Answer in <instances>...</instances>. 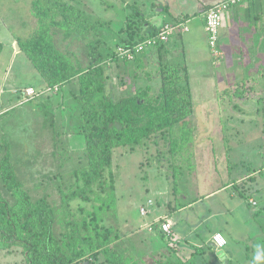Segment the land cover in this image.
<instances>
[{
  "label": "rangeland",
  "instance_id": "obj_1",
  "mask_svg": "<svg viewBox=\"0 0 264 264\" xmlns=\"http://www.w3.org/2000/svg\"><path fill=\"white\" fill-rule=\"evenodd\" d=\"M79 4L82 9L92 15L93 20H99L100 24L93 31L87 33L85 38L76 35L72 39L63 40L62 31L54 36L56 44L61 48H69L74 52V61L77 58L88 66L94 56L101 58L105 63L107 74V91L114 98L118 99L124 92L130 91V82L124 66L112 60V55L116 50L118 42L123 38L122 27L128 12L127 5L133 0H69ZM154 0H149L152 2ZM157 7L170 9L165 13L166 19L170 22L175 17L185 13L190 15L192 22L202 24L201 11L206 4L212 0H156ZM145 8L148 7V0H140ZM130 11V10H129ZM257 11H253L252 17L257 20ZM188 25L190 23L186 22ZM39 27V21L32 11V0H0V113L10 110L8 113L0 114V137L7 136L12 145V155L14 165L18 171V177L25 186L33 189L36 184L38 195L44 192H51L55 199L59 198V190L56 185L49 186L48 178L65 176L69 179L70 173L77 163L76 158L67 161L63 166L52 154L54 142L52 139L53 130L57 128V123L63 125V129L68 136L72 147H77V139L72 133L75 127L72 123V111L67 108V113L60 108L50 110L44 103L60 104V95L56 96L49 89L43 76L30 61L27 53L18 48V37L26 38ZM197 38L190 49V77L193 86L194 96L198 107L203 110L196 111L192 115L195 126V162L194 168H189L187 153L175 156L171 151L169 138L149 139L146 143L136 146L135 151L126 152L125 147H118L113 158V171L116 177V206L114 212L108 213L106 224L112 225L120 234L123 242V249L138 258L141 264H157V260L167 261L179 259L187 264H221L220 257H217L218 248L209 246L207 251H199L198 246L193 245L199 241H191V230H198L202 239H208L216 230L222 232L228 240V245L224 248V258L231 264H242L244 257L254 258L259 246L261 253H264V193L259 208L249 203V196L240 191L232 196L233 188H226L219 194L204 199V195L213 191L225 181H229V176L242 175V178H256L257 168L254 165H243L235 169V166H226V153L229 152L227 138L229 135L227 128L233 127L241 129L240 135L246 137L243 130H251L250 141L246 143L250 147L249 157L253 158L254 164L262 162L260 156L261 135L264 129V118L232 119L231 106L234 103L213 102L208 100L214 93L212 84L209 83L212 77V68L215 61L208 44L203 41V32H196ZM170 42V41H169ZM155 62L149 65V71L153 75L152 83L155 88L160 83L159 66L163 60H167L165 53L160 57L155 54ZM246 58V57H245ZM244 56L242 61L245 60ZM247 59V58H246ZM204 60L202 64L200 61ZM179 65L180 62H172ZM202 65L204 66L202 69ZM243 71L239 73L242 80L233 83L228 91H244L249 89L247 77L251 73L241 64ZM134 67L133 63L128 65V69ZM237 71L233 63L231 73ZM246 77L245 79H243ZM127 78V79H126ZM240 78V79H241ZM121 79L125 83L121 82ZM32 85L36 91H44V94L36 100L30 102L25 99L24 90ZM251 86V85H250ZM76 87L73 88V90ZM226 85L220 86V91L224 94ZM220 93V92H219ZM217 92V94L219 95ZM69 94V93H67ZM241 107L240 104H236ZM67 106V105H66ZM64 110V109H63ZM55 116L56 123H50L46 116ZM240 116H243L241 113ZM48 117V118H49ZM47 120L48 125H44ZM248 134V133H247ZM168 136V135H167ZM158 154V155H157ZM244 159H247L243 157ZM260 160V161H259ZM201 165V166H200ZM257 166V165H256ZM175 167L179 174L174 175ZM200 171H203L201 173ZM262 176V173H261ZM257 176L254 185L264 188V176ZM229 178V179H228ZM249 180V183H252ZM177 181V187L175 184ZM43 182V184L41 183ZM54 183L53 181H51ZM237 189H235V192ZM3 195L13 202L14 196L7 190ZM148 199L154 201L155 211L159 216H168L172 221V213L185 201L192 205L180 211L176 217L173 237L175 233L181 232L182 239L179 242L173 240L171 236H164L148 231V224L151 222V213L143 216L140 207L146 205ZM189 203V202H185ZM189 203V204H190ZM258 209V210H257ZM154 214V213H153ZM216 215V216H215ZM173 222V221H172ZM176 228V229H175ZM180 231H178V229ZM158 229V228H157ZM176 231V232H175ZM216 231V232H217ZM190 234V235H189ZM194 237V236H193ZM202 239L200 241H202ZM23 253L19 247L2 249L0 247V264H23ZM223 259V260H225ZM236 260V262H235ZM251 261L249 262V264ZM82 264H108L105 257L100 254L97 258L88 257ZM223 264V263H222ZM253 264H264V259Z\"/></svg>",
  "mask_w": 264,
  "mask_h": 264
},
{
  "label": "trees",
  "instance_id": "obj_2",
  "mask_svg": "<svg viewBox=\"0 0 264 264\" xmlns=\"http://www.w3.org/2000/svg\"><path fill=\"white\" fill-rule=\"evenodd\" d=\"M139 1L133 0L127 5L125 24L121 29L125 36L117 47L134 46L154 37L166 23L186 22L187 18L151 23L146 15L147 8ZM32 11L39 21L38 29L17 40L43 76L46 89L60 95V102H64L63 106L50 103H44V106L53 111L60 108L64 113L66 107L72 111V127H75L72 133L79 146L72 147L63 125L57 123L52 136L55 145L52 154L61 166L72 158H76L77 163L69 179L65 176L48 178V185L55 184L59 190L58 199L48 191L39 196L36 189L41 185L29 189L19 179L12 145L6 135L0 137V247L21 248L23 264H82L88 257L97 258L100 254L108 264H141L138 258L124 251L120 234L112 225L106 224L108 213L114 212L117 198L113 158L118 147L133 152L137 145L149 139L160 137L167 141L173 135L169 138L173 154L187 153L189 168L195 167L192 162L195 157L194 103L187 66L182 61L174 65L163 60L158 70L160 83L155 88L149 66L140 56L155 50L161 57L167 52L171 38L182 32L172 35L168 42L144 50L134 60L119 57L116 48L112 60L125 67V75L130 80L126 82L130 91L116 99L107 91L109 75L105 62L96 56L88 66L78 58L74 61V52L69 48L61 49L54 36L62 31L64 41L76 35L85 38L100 24L99 20H93L91 14L69 0H32ZM130 63L134 67L128 69ZM121 82L125 83L123 79ZM41 94L44 91L22 101L36 100ZM46 117L50 123H56L53 114ZM47 120L44 125H48ZM177 169H174L176 176L179 174ZM4 190L14 196L13 202L3 195ZM224 248L218 249L220 259ZM198 249L205 251L204 247ZM156 263L187 264L173 258Z\"/></svg>",
  "mask_w": 264,
  "mask_h": 264
},
{
  "label": "crops",
  "instance_id": "obj_3",
  "mask_svg": "<svg viewBox=\"0 0 264 264\" xmlns=\"http://www.w3.org/2000/svg\"><path fill=\"white\" fill-rule=\"evenodd\" d=\"M221 0H212L208 4L205 5L203 10L201 11L203 19L202 24L200 23H193L191 26V19L190 15L185 13L183 15H179L175 17V20L173 22H176L177 20H185L186 22L190 23L189 30L186 32H182L181 34H176L174 37L171 38L170 42L167 44V52L165 53V57L169 62H183L187 66V71L190 76V49L191 46H194V43L197 38L196 32H203L204 38L203 41L207 43V30L205 25V11L204 9L207 6H211L215 2H218ZM156 0L152 2H149L148 0V7L146 10V15L148 18V21L154 24H162L165 22H170L168 19H166L165 13L170 9L168 6L166 7H157ZM257 11V20L254 21L252 17V12ZM165 12V13H164ZM209 44V43H208ZM219 48L221 50L220 55H215L210 48V51L213 56V61L216 60L215 67L212 68V77L210 78L209 83L212 84L214 93L211 94L208 98V100L215 101L218 103H223L225 100L226 102L234 103L233 106H231L232 109V116H230L232 119H241L246 121V119L253 118V114L255 115V118L263 119L264 118V0H247L245 2H241L235 5L230 6L228 9H226L223 12V22L222 27L220 31V40H219ZM210 47V46H209ZM155 50H148L145 54H141L142 62L149 66L150 62H155ZM158 54V53H157ZM244 56L245 60L242 61V57ZM202 64L204 63V60L200 61ZM233 63L237 67V71H234V74L231 73ZM247 66L246 69L251 73L249 75L250 77H247L249 80V89L247 87L244 88V91H228L230 86L233 83L245 81L242 80L241 77H239V73L243 68L241 66ZM204 66L202 65V69ZM241 78V79H240ZM244 77L243 79H245ZM191 77H190V84L192 88V95H193V103H194V113L196 111H201L205 108H201L197 106L196 103V97L194 96L193 86L191 83ZM226 85L227 90H225V93L223 94L220 91V86ZM32 86V85H29ZM28 86V87H29ZM231 89V88H230ZM42 91V90H41ZM219 93V95L217 94ZM24 93V92H23ZM240 104V106L236 105ZM4 113V112H3ZM241 113H243V116H240ZM2 114V113H0ZM247 122V121H246ZM264 126V123H263ZM239 126L233 127L232 130H228L229 135H234L233 138H227V141L230 146H228L227 149H229V152L226 153V166L227 168L230 167V165L235 166V169L239 166L247 165L250 167V165H254V167L257 168V173L255 175L256 178L248 179V178H242V175H234L229 176V181L223 182L221 185H219L217 188H215L213 191L207 193L204 195V199H209L217 194H219L221 191H223L226 188H233L232 196H235L239 191L240 193H245L247 196H249V203L250 199H254L258 202V205L255 206L259 208L264 188L260 187V185H254V183L257 182L258 177L257 176H264V129L260 133L261 135V145L260 148V156L262 159V162H258L256 165L254 164L253 158L249 157L250 154V147L247 146L246 143H242V140H245V142L250 141L251 130H243V132L246 133V137L241 136L240 138L236 139L237 136L240 135L241 129H238ZM248 133V134H247ZM243 157L247 158L244 159ZM260 161V160H259ZM201 166V165H200ZM203 173V171H200ZM261 176V177H262ZM249 180L252 183H249ZM235 189L237 191L235 192ZM194 200V199H193ZM192 200V201H193ZM192 201H185V202H192ZM180 204L178 207L176 206L175 211L172 213V223H173V229L176 225V221L174 220L176 215L186 209L187 207H190L192 203H187V205ZM184 205V206H183ZM152 213H151V222L152 223L158 215V211H155V207H152ZM258 210V209H257ZM154 213V214H153ZM216 216V215H215ZM168 217V216H167ZM169 218V217H168ZM149 223V224H150ZM176 229V228H175ZM178 229V228H177ZM150 231V230H148ZM158 229H155V231H150L151 233H156ZM178 231H180L178 229ZM191 241L185 240L187 242L193 243V241H199L200 244L198 245L196 242H194L193 245L198 247H204L207 249L209 246L213 245L212 243V235L217 231H215L208 239H202L201 234H199L198 230L194 228V230H191ZM159 232V231H158ZM174 230H172V233ZM176 232V231H175ZM178 234V235H177ZM181 232H177L174 235H177V237H173V240L176 242H179V239H182ZM189 234V235H190ZM173 235V234H172ZM194 236V237H193ZM171 237V236H170ZM202 239V241H200ZM182 242V241H181ZM179 242V245L183 244ZM181 243V244H180ZM218 250V249H217ZM207 251V250H205ZM224 251V250H223ZM224 254L221 256L222 261L221 264H231L232 261L226 260L224 257ZM225 259V260H223ZM250 264L254 263V258L244 257V262L242 264ZM236 262V260H235Z\"/></svg>",
  "mask_w": 264,
  "mask_h": 264
},
{
  "label": "built area",
  "instance_id": "obj_4",
  "mask_svg": "<svg viewBox=\"0 0 264 264\" xmlns=\"http://www.w3.org/2000/svg\"><path fill=\"white\" fill-rule=\"evenodd\" d=\"M247 0H221L212 4L205 11V25L208 34V43L215 55H220L222 52L219 48L220 31L223 22V12L230 6L245 2ZM189 30V26L186 22L180 23H166L163 29L154 37L147 38L144 41L137 43L134 46H119L117 48V55L121 58H127L129 60H134L135 57L146 49L153 48L157 44L168 42L172 35L177 32H186ZM38 92L33 86L26 87L24 90L25 98H32L37 95ZM252 205L257 206L258 202L254 199H250ZM152 207H154V201L148 199L146 205L140 207V213L143 216H147L152 213ZM162 231L166 236H170L173 230V223L167 216H159L152 223L148 224V229L150 231H155L157 229ZM220 234L225 243L223 245H218L213 237ZM212 241L218 249L226 247L228 240L225 235L217 231L212 235Z\"/></svg>",
  "mask_w": 264,
  "mask_h": 264
},
{
  "label": "clouds",
  "instance_id": "obj_5",
  "mask_svg": "<svg viewBox=\"0 0 264 264\" xmlns=\"http://www.w3.org/2000/svg\"><path fill=\"white\" fill-rule=\"evenodd\" d=\"M213 239L216 240L218 245H223L225 243V240L223 239V237L220 234L215 235L213 237ZM254 259L256 261H260V260L264 259V253H261L259 246L257 247V253H256Z\"/></svg>",
  "mask_w": 264,
  "mask_h": 264
},
{
  "label": "water",
  "instance_id": "obj_6",
  "mask_svg": "<svg viewBox=\"0 0 264 264\" xmlns=\"http://www.w3.org/2000/svg\"><path fill=\"white\" fill-rule=\"evenodd\" d=\"M17 46H18V48H20V45H19V43H17Z\"/></svg>",
  "mask_w": 264,
  "mask_h": 264
}]
</instances>
